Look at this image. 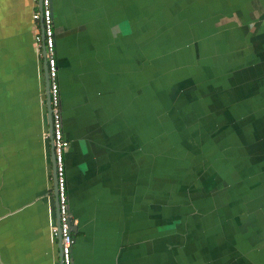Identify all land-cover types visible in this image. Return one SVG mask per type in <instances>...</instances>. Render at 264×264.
Listing matches in <instances>:
<instances>
[{
  "label": "crops",
  "instance_id": "obj_1",
  "mask_svg": "<svg viewBox=\"0 0 264 264\" xmlns=\"http://www.w3.org/2000/svg\"><path fill=\"white\" fill-rule=\"evenodd\" d=\"M51 7L72 264H264V0ZM38 10L0 0V264H59Z\"/></svg>",
  "mask_w": 264,
  "mask_h": 264
},
{
  "label": "built area",
  "instance_id": "obj_2",
  "mask_svg": "<svg viewBox=\"0 0 264 264\" xmlns=\"http://www.w3.org/2000/svg\"><path fill=\"white\" fill-rule=\"evenodd\" d=\"M41 11L32 14L33 20L42 19L43 45L47 65V76L49 82V94L51 103V126L52 145L54 150L56 170L57 207L59 214V225L51 227V236L57 234L61 237V260L62 264H72L71 248L74 243V235L71 229V217L69 213L68 197L66 192V178L64 166V154L69 145L64 137L63 122L60 107V94L57 80V61L54 39L53 14L51 0H40ZM36 41L41 37L36 35Z\"/></svg>",
  "mask_w": 264,
  "mask_h": 264
},
{
  "label": "water",
  "instance_id": "obj_3",
  "mask_svg": "<svg viewBox=\"0 0 264 264\" xmlns=\"http://www.w3.org/2000/svg\"><path fill=\"white\" fill-rule=\"evenodd\" d=\"M39 3V11H41V4H40V0H38ZM40 24H41V41L43 44V25H42V19H40ZM43 49H44V45H43ZM44 75H45V101H46V114H47V123H48V137H49V141H50V146H51V159H52V164H53V177H54V192H55V208L57 211V227L59 225V214H58V207H57V190H56V170H55V160H54V150H53V145H52V126H51V103H50V94H49V82H48V76H47V65H46V59L44 60ZM69 206V204H68ZM70 213V212H69ZM71 217V216H70ZM71 227L75 228V225L73 224L72 221H70ZM57 245H58V255H59V264H62V260H61V237L59 234H57Z\"/></svg>",
  "mask_w": 264,
  "mask_h": 264
}]
</instances>
